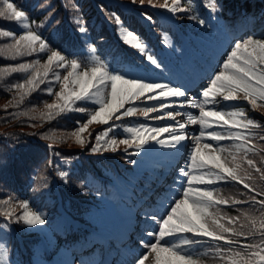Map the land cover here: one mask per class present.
<instances>
[{
  "label": "snow or ice",
  "instance_id": "6c2138e0",
  "mask_svg": "<svg viewBox=\"0 0 264 264\" xmlns=\"http://www.w3.org/2000/svg\"><path fill=\"white\" fill-rule=\"evenodd\" d=\"M131 2L135 4V0ZM147 3L150 7H160L172 14L190 11L188 7L181 6L180 0H172L171 5L167 0L159 5L154 4L153 0H147ZM144 4L145 0H140V5ZM206 7L214 12L219 11V0H213ZM141 15L152 22L151 15ZM5 17L8 21L18 22L23 30L22 34L0 30V37L11 38V43L0 46V51L12 53L13 59L50 52L42 65V72L37 68L40 65L38 59L12 67V73H31L24 83L13 87L27 88L21 94L23 98L46 81L59 84V91L54 92L53 87L46 89L49 95L55 96V100L45 105L48 111L41 113V117L50 120L73 111L88 112V119L84 123L77 121L73 133L81 146L87 145L95 153L101 150L115 152L119 150L118 145L123 144L126 159L129 149H133V155H143L155 145L178 152L189 139L186 129L199 126V133L192 136L194 145L189 161L184 168H178L173 187L166 190L172 194L164 197L157 210L146 211L144 214L145 223L156 225V228L143 233L150 241L144 238L139 240V246L147 251L136 259L135 264H146L149 255L153 256V264H202L200 256L208 253H200L198 248L204 239L223 242L225 248L215 247L209 251L227 264H264V218L259 222L251 219L236 227L238 217L225 219L219 213V206L228 205L229 201L217 199L214 195L217 192L216 185L236 182L243 185L248 199L234 200L233 206L245 203L264 207V199L257 200V196L264 197V190H258L255 186L249 169L259 173L261 181H264V170L252 159L245 161L250 152L256 151L252 146V130L259 125L248 117L243 107L234 106L230 110L220 107L222 104L237 105L240 102L247 103L253 110L264 106V39L250 36L237 40L231 51L225 54L221 70L210 78L207 87L202 88L198 96H190L189 88L183 84L177 85L171 80H154L147 74H137L131 68L118 71L99 57L91 58V66L84 63L82 67L80 59L69 60L61 50L50 46L53 42L32 30L28 13L10 0H0V18ZM110 18L117 24L121 42L136 50L149 68L161 72L166 68L147 41L125 25L117 13H111ZM188 18L201 26H207V21L200 18L198 13ZM36 27L39 29L40 25ZM77 30L82 35L86 32L83 26ZM90 51H95V48H90ZM61 69L66 70L63 76L59 71ZM3 71L6 69H0V72ZM78 103L93 104L95 109L88 111L85 107H76ZM183 108L198 109V114L189 113L187 119L181 122L178 117L183 113L177 109ZM124 117H140L144 121L158 120L166 123L153 126L137 122L123 128L110 123ZM93 122L108 126L95 135L94 145L91 143V133L88 141L82 135ZM118 128L126 134L124 138L117 140L114 135L108 138ZM202 140L208 142L201 143ZM225 140L236 143L232 148L221 146L220 142ZM48 148L51 150L52 145H48ZM225 152L231 156L230 161L221 155ZM240 153L243 156H240L238 162ZM130 162L136 163L135 160ZM58 174L67 182L68 172L60 171ZM12 199L0 200V215L3 217L0 230L9 228L13 221L31 228L46 224V216L39 209H34L30 200L18 202V207L23 209L18 215L11 206ZM245 219H248L247 216ZM246 228L248 231L244 230ZM188 234L191 238H185ZM255 236L260 237V243L239 244L232 239L243 237L247 240ZM176 240L179 243L174 242ZM233 244L245 251H235ZM2 257L3 253H0V264H3Z\"/></svg>",
  "mask_w": 264,
  "mask_h": 264
},
{
  "label": "trees",
  "instance_id": "16d2710c",
  "mask_svg": "<svg viewBox=\"0 0 264 264\" xmlns=\"http://www.w3.org/2000/svg\"><path fill=\"white\" fill-rule=\"evenodd\" d=\"M210 1L202 0L205 5H208ZM10 2L16 3L21 10L28 13V22L32 30L40 32L43 37L53 42L50 46L61 50L69 60L80 59L82 67L84 63L88 66L93 63L86 58L90 52L89 48H95L92 52L96 57L118 68H122L120 62L126 57L125 51L130 58L136 56L121 42L117 24L114 19L110 18L111 13H117L125 25L140 34L156 55L155 43L146 31L145 22L147 20L141 13H147L153 17L151 23L147 22L159 37L164 39L165 35L171 37V41L172 38L173 41L179 39L175 28L155 9L160 7L148 6L147 0L144 6L140 5V0H135V4L131 0H10ZM167 2L171 5L172 0H167ZM153 3L159 5L165 3V0H153ZM180 3L182 7H188L190 11L175 15L189 17V15L194 16L198 13L202 18L196 0H180ZM213 13L219 20L221 19L219 11H213ZM33 21L35 23H32ZM192 23L197 24L194 20ZM37 24L40 25L39 29L36 27ZM81 26L86 29L83 35L77 30ZM209 26L207 22L205 27ZM0 30H12L16 34H22L23 29L18 22L8 21L5 17L0 18ZM8 43H11V38L0 37V46ZM48 54L50 52L13 59L11 58L12 53L0 51V69H6L0 72V200L13 198L11 206L18 215L23 211L18 207V202L30 200L34 209H39L46 216V221L50 215L55 216L56 213H61L60 206L68 215L88 221L91 205L99 202L98 180L100 177L104 180L109 179L108 172L106 176L102 169L107 168L112 171L114 168L120 174L132 163L119 151L101 150L94 153L87 145L81 146L76 142V137L73 135L77 128L76 122L84 123L88 119V112L73 111L50 120L41 117V113L48 111L45 105L55 100V96L49 95L46 89L53 87L54 92L59 91V84H49L46 81L30 95H24L23 98L21 94L26 92L27 88L13 87V85L24 83L31 73H12V67L38 59L40 65H37V68L42 72V65L46 62ZM59 71L61 76L66 74V70ZM235 106L243 107L244 111L245 108L251 109L248 104ZM76 107H85L88 111L95 109V105L90 103H78ZM245 112L249 118L259 123V130L252 131L254 137L252 142L258 149L255 148V153L250 152L245 161L252 159L258 167L264 170V139H261L264 137V115L254 111H252L254 115ZM126 122V120H121L114 124L122 127ZM96 125L98 123L93 122L82 134L88 141L91 133L93 145L95 135L99 131ZM113 135L117 140L125 136L120 133L119 128L116 133H110L109 137L112 138ZM234 143L236 142L227 141L224 147L232 148ZM48 145H52L51 150ZM121 145L123 144L119 146ZM223 156L230 161L231 156L227 152ZM240 156H243V153H240L238 157ZM49 161H51V166H49ZM60 171L69 173L67 182L59 176ZM249 171L258 190H264V181L260 180V174L254 169H249ZM216 187L215 195L220 198L232 200L233 197H237L240 201L248 199L243 185L236 182L220 183ZM259 199H264V197L257 196V200ZM219 213L225 219L238 217L239 221L235 226L239 227L251 219L259 222L261 218H264V207L245 203L233 206L230 203L220 205ZM1 224H3L2 215H0ZM244 230L248 231L247 228ZM34 233L36 232L28 229L26 225L16 224L14 221L7 228L6 235L9 244L13 248L18 246L17 254L22 261L24 255H31L33 240L36 238ZM51 235L52 245L55 248L63 244L66 239L75 237L73 231L67 233L63 229L60 231L52 229ZM232 239L238 241L239 244L260 243L259 236L249 237L247 240L243 237H232ZM212 246L213 248H225V245L220 243ZM232 247L235 251H245L237 244H233ZM55 248H52V251H55ZM207 253V255L200 256L202 264H218L222 261L219 256L213 255L210 251Z\"/></svg>",
  "mask_w": 264,
  "mask_h": 264
},
{
  "label": "rangeland",
  "instance_id": "374dc122",
  "mask_svg": "<svg viewBox=\"0 0 264 264\" xmlns=\"http://www.w3.org/2000/svg\"><path fill=\"white\" fill-rule=\"evenodd\" d=\"M211 2L213 1L211 0L210 3ZM225 8H227L228 13ZM155 9L158 11L162 10L161 13L164 15L167 14V11H165L162 8H155ZM201 11L203 15L206 14L205 17L208 19V21H210L213 24L214 28L206 30L199 28V25H195V24L192 25V26H198L197 29L200 33L199 37L201 36L202 39H200L199 37H194V38L196 41H198L199 44L198 47L201 48V50L198 55H194V57H192L189 55L190 52L189 46L186 44L183 45L181 48L182 49L181 55H183L182 56L183 60L181 62L182 64L180 63V68L177 67V69H174L171 66H167V68L164 69V72L159 71L158 78L151 77L149 73L145 72L146 71L144 70L145 67L142 66V64L140 65L138 63L135 66H128L127 63H124L122 69H116V68L115 69L119 71V70H126L131 68L135 70L137 74H142V75L147 74L154 80H171L175 84H178V82L185 83L184 78L189 80L188 78L189 75H192L196 78L194 79L195 82L189 85L188 83L185 84L186 87L189 88L190 96H198L202 87L203 88L207 87L210 78L214 76V74L217 71L221 70V65L225 58V54L231 51L232 46L237 40L246 39L250 36V34H253L254 37H259L257 39L264 38V0H257L251 3L250 5L247 0H243V1L221 0L220 12H221V18L223 20V22L221 23L216 22L215 20L216 16L213 15L214 13H212L213 12L212 10L211 12L208 9V12L207 11L205 12L203 7L201 6ZM208 13L211 16H209ZM170 14L174 17V19L176 18L174 14L172 13ZM183 21H185V23L181 21H177V22L179 23V25L183 24V26L190 29L191 20L186 17L183 18ZM225 36L226 38H224ZM212 39L216 43L218 41V43L221 44L224 48L223 49L215 48V46H213L210 42ZM165 41L167 45L169 44L174 46V43L171 42L169 38H166ZM203 48H205V50ZM88 51H90V48L88 49ZM92 57H96V56L94 52L90 51L86 55V58L89 62H93L91 59ZM110 66L114 68V66H112L111 64ZM206 71L210 72L209 76L207 75L205 76ZM163 73L164 75H162ZM208 77L210 78L208 79ZM239 104H246V103L240 102ZM234 106L235 105L222 104L220 107L224 108L225 110H230V108ZM258 108H260L262 110L261 113H263L264 107L259 106ZM177 110L183 113L182 116L178 117V119L181 120V122L187 119V115L189 113L198 114V109L183 108ZM245 111H247L248 114L254 115L252 112L253 110L249 108H245ZM127 118L132 120L131 125L137 122H145L153 126L163 125L164 123H166V121H158V120L144 121L143 118L140 117H127ZM112 122L113 121H111L110 123ZM106 126L107 125H100L98 132H103L107 128ZM256 129L257 128L253 129L252 131L254 132V130ZM186 131L189 135V139L184 142L185 146L183 148H180L178 152H174L169 149H163L159 145H155L152 149L145 152L143 155H135L134 160L136 161V163L134 164V169L129 173V178L125 180L120 179L119 181H117V183L114 184L111 183L110 191L108 192V194L106 196L105 195L101 196L100 202L94 205L92 207V210L88 213V215L91 217L90 219L92 220L93 223L96 224V226L102 225L104 226V228L107 229V234H108L107 236L108 237L110 236L109 238L111 239L116 237L120 238L122 236L129 237L128 233L130 232L134 234V237L130 241V243L134 245L131 244L127 245L126 243L123 245L122 243L119 245L120 249H117V245H113L112 249L114 251H111L109 258L112 257V254L115 252L117 253V257L114 260L110 259L107 263H104V261H102L101 264H109L110 262L112 264H135L136 259H138L139 256H141L143 253L147 251V249L140 247L138 242L141 238L150 241V238L143 236V233L145 231L155 229L156 225H150L145 223L144 214L124 211L119 203L121 194L124 192V190H128L127 186H131L133 179L138 176V173L140 171L138 168L143 167L144 169H147L148 161L154 162L155 167L152 173L153 177L148 178V182L145 186L151 187L150 184H152L153 178L159 179L160 177H165V179L167 180L166 185H164V183L161 181L158 182L157 186H155V189L157 190V187H162L159 188L162 191L158 195L156 200L154 201L150 200L149 207L151 208V210L152 211L157 210L159 208L160 202L164 200V197L172 194L166 190L173 187V181L176 179L178 168H184L186 166V163L189 161L190 153L194 145V140L192 139V136L198 134L200 128L198 125L189 126L186 129ZM227 141L230 140L221 141L220 145L221 146L227 145ZM205 142L208 141H203V140L201 141V143H205ZM252 146L256 147V144L252 142ZM128 152L133 153V149H129ZM221 155L223 156L224 153H222ZM171 160L173 161V164L170 163ZM177 187L179 186L177 185ZM215 196L218 199H223L218 197L217 195ZM233 198L234 199L228 201L232 203V201L238 200L237 197H233ZM146 211H150V210H146ZM210 211H215V209H210ZM120 216L126 218L124 220H120L119 219ZM67 217L68 216H66L63 213H61V215L56 213L55 216L50 215L49 216L50 219L47 220L46 224L43 226H36L34 228L27 226L28 229H31L34 232L39 233L40 235H42V237L38 236L33 240V246H32L33 253L31 257L24 262L17 254L18 253L17 245L14 248H12L9 244L7 248V238H6L7 228L0 230V253H3V257H2L3 264H52L51 260L46 258L47 256L41 253L43 251V248L46 247L45 246L46 244H48L49 247L52 246L53 248H55L52 245L53 241L51 237L52 236L51 231L54 228V226H56L57 223L63 220H65L66 222ZM185 238H191L190 234L186 235ZM45 239L48 241L47 243L43 242V240ZM208 240L209 239H204L201 241V246L198 248V252L202 253L205 251H209V249L213 248L210 247V245H208L207 242ZM174 242L179 243V240H176ZM57 249L58 252L51 257L53 259L54 264H83L76 259L72 260L71 262L67 257L68 255L65 256L62 253L64 252V249H62L63 251H61L60 247H57ZM146 264H153L152 255H149ZM218 264H227V262L222 259V261Z\"/></svg>",
  "mask_w": 264,
  "mask_h": 264
}]
</instances>
